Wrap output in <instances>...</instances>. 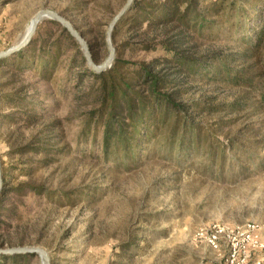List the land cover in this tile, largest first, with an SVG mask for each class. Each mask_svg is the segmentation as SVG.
Returning a JSON list of instances; mask_svg holds the SVG:
<instances>
[{"label":"rangeland","instance_id":"1","mask_svg":"<svg viewBox=\"0 0 264 264\" xmlns=\"http://www.w3.org/2000/svg\"><path fill=\"white\" fill-rule=\"evenodd\" d=\"M258 1L259 5L264 3ZM126 2L0 0V51L21 42L37 12L48 8L68 18L103 63L110 53L104 32L107 34L110 22ZM209 2L204 0L203 4ZM235 3L243 11L242 24L247 26L244 34L257 31L261 20L246 0ZM127 17L129 13L116 26L113 38L119 56L125 61L162 56L160 50L143 48L153 32L145 34L139 27L123 24ZM37 30L49 40L61 34L49 17ZM228 30L219 29L199 38V43L184 42L183 48L198 58L222 53L229 57L230 66L244 67L249 62L242 55L245 43ZM62 43L65 53L52 80L42 79L33 68L22 72L13 67L5 74L8 67H0V83L7 82L4 92L25 97L26 101L34 99L38 104L36 115L27 114L30 106L23 107L19 102L4 103L0 109V159L5 168L0 192V247L42 246L48 250L51 264H227L226 246L216 250L208 242L213 225L254 223L264 240V147L256 149L263 163L253 166L235 156L228 145L233 136L243 142L264 137V113L244 107L203 119V125L212 130L213 147H225L222 171L212 172L201 153L181 164L175 157L177 150L156 146L147 149L130 168L105 161L97 156L101 154L102 132L96 142L95 136L77 141L90 116L93 97L87 93L88 78L79 83L74 76L65 77L66 65L70 56L77 54V47L67 39ZM81 61L77 56L75 76L85 68ZM250 61V71L264 72V48ZM184 86L186 99L211 96L213 104L238 97L241 102L256 103L258 98L256 92L244 87L200 78ZM34 136L51 148L48 166L37 164L43 155L28 147ZM29 256L27 264H42L39 255Z\"/></svg>","mask_w":264,"mask_h":264},{"label":"trees","instance_id":"2","mask_svg":"<svg viewBox=\"0 0 264 264\" xmlns=\"http://www.w3.org/2000/svg\"><path fill=\"white\" fill-rule=\"evenodd\" d=\"M203 1H134L129 17L125 18L123 24L128 22L129 27H139L145 34L153 32L151 39L143 43V48L146 51H162L163 55L159 57L144 61H125L119 56L117 45L113 65L95 72L86 60L83 47L67 29L52 19L61 30L57 38L49 40L39 30L38 37L33 38L13 58L0 61V67H8L5 74H9L13 67H18L22 72L33 68L42 79L52 80L58 70V60L65 53L62 42L67 39L77 47V54L70 56L65 77L69 79L68 76H74L79 83L88 78L90 81L87 84V93L93 97L90 116L85 119L77 141H87L89 137L95 136L96 142L102 132L99 140L101 154L97 156L101 155L105 161L117 162L128 168L137 163L147 149H154L156 146L170 152L177 150L175 157L181 164L187 157L201 153L207 157L206 166L212 172L217 169L222 171L227 157L225 147H213L210 143L211 128L203 125V119L222 111H242L244 107L264 113V72L249 70V66L253 65V61H250L252 57H258L264 48V3L259 5L261 1L246 0L261 23L254 33L244 34L247 26L242 24L243 11L236 7L235 0L228 4L227 0H210L206 4ZM225 27H229L230 34L240 36L245 43L242 55L249 59L248 63H244L246 66H230L227 59L229 57L222 53H206L198 58L183 48L184 42L199 43V38L213 35ZM117 30L114 31V38ZM105 38L107 42L106 31ZM90 47L93 61L101 64L93 45L90 44ZM77 56H81L85 68L75 76ZM199 78L212 83H225L230 87H244L248 91L256 92L258 98L256 103L241 102L238 97L229 102L215 104L211 102V96L186 99L184 83L190 84ZM5 83H0V109L4 103L19 102L23 107L30 106L26 110L27 114L36 115L38 104L34 99L26 101L25 97L17 98L11 92H4ZM203 114L206 116L202 117ZM200 116L202 119H198ZM7 117L12 121L11 115ZM33 140L28 147L43 155L36 163L42 167L48 166L51 148L37 136ZM228 142L235 156L246 159L253 166L263 163L256 149L258 146L264 147V137L257 141L248 139L243 142V139L233 136ZM2 170L5 171L3 165ZM38 191L41 193L42 188ZM68 197L71 198L69 193ZM29 259L27 254H0V264H27Z\"/></svg>","mask_w":264,"mask_h":264},{"label":"water","instance_id":"3","mask_svg":"<svg viewBox=\"0 0 264 264\" xmlns=\"http://www.w3.org/2000/svg\"><path fill=\"white\" fill-rule=\"evenodd\" d=\"M135 0H127L125 5L119 10V12L113 17L112 21L110 22L108 26L107 31V44L109 45L110 53L108 57L103 61V63L98 64L93 61L92 59V53H91V47L88 44V41L86 37L83 35L81 31H79L74 24L66 18L63 14L58 13L51 9H42L37 12L35 15L33 22L31 26L29 27V32L25 36V38L13 45L11 48H8L6 50L0 51V59L13 56V54L18 53L22 49H24L30 41L33 39L35 34L38 32L39 24L43 19L46 17H49L55 21H57L62 27L67 29L71 35L77 40V42L83 47L84 55L86 57L87 62H89L91 68L95 72L103 71L107 68H110L114 63V58L116 55V45H114V31L116 30V26L118 23L125 17L127 13H129V10L131 9L133 3ZM0 93H1V87H0ZM3 170L1 165V159H0V192L3 188ZM0 254L5 255H18V254H27V255H39L42 259V264H51V257L46 248H43L42 246H27V245H18L17 247H0Z\"/></svg>","mask_w":264,"mask_h":264},{"label":"built area","instance_id":"4","mask_svg":"<svg viewBox=\"0 0 264 264\" xmlns=\"http://www.w3.org/2000/svg\"><path fill=\"white\" fill-rule=\"evenodd\" d=\"M208 236L210 245L219 250L226 246L227 264H264V240L258 233L259 226L252 223L243 226L213 225Z\"/></svg>","mask_w":264,"mask_h":264}]
</instances>
